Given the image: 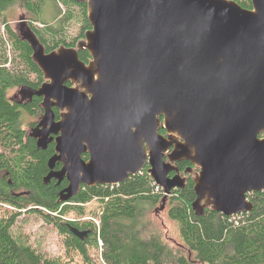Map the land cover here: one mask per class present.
I'll return each mask as SVG.
<instances>
[{"label":"water","instance_id":"1","mask_svg":"<svg viewBox=\"0 0 264 264\" xmlns=\"http://www.w3.org/2000/svg\"><path fill=\"white\" fill-rule=\"evenodd\" d=\"M74 1L86 4L90 24L75 48L46 53L27 22L14 30L44 77L38 89L17 88L41 98L27 136L38 150L56 143L44 184L66 180V202L82 186L118 185L148 162L165 202L183 188L168 173L185 160L197 170L196 216L251 211L247 195L264 191V0H250L251 9L230 0Z\"/></svg>","mask_w":264,"mask_h":264},{"label":"trees","instance_id":"2","mask_svg":"<svg viewBox=\"0 0 264 264\" xmlns=\"http://www.w3.org/2000/svg\"><path fill=\"white\" fill-rule=\"evenodd\" d=\"M53 1L59 11L52 17L58 29L42 20L45 0H0V264H264V191L247 195L249 212L224 216L207 208L196 216L191 208L193 181L188 177L183 188L172 189L165 199L173 228L165 232L157 220L147 217L164 194L146 168L118 185L82 186L66 202L59 201L66 180L44 184L53 146L38 150L25 129L41 117V99L34 96L24 105L9 100L19 86L38 89L44 77L7 11L18 4L32 15L27 23L46 53L60 46L75 48L90 29L86 4ZM230 1L252 8L250 0ZM72 22L76 34L68 38L65 31ZM78 57L86 64L90 60L85 50H78ZM53 111L57 118L58 110ZM24 116L32 121L25 124ZM188 164L181 162L180 170ZM25 215H36L56 231L55 257L15 237L14 227Z\"/></svg>","mask_w":264,"mask_h":264},{"label":"rangeland","instance_id":"3","mask_svg":"<svg viewBox=\"0 0 264 264\" xmlns=\"http://www.w3.org/2000/svg\"><path fill=\"white\" fill-rule=\"evenodd\" d=\"M58 8L60 9L61 6L59 5ZM56 13H59V11L57 7H55L54 1L45 0V5L42 8V20L49 22L50 26L54 29L59 28L58 21L56 20L53 21L52 19L53 15ZM7 14L9 16L10 23L15 31L18 30L19 25L22 21L27 22L28 21L27 19L32 17V15L24 11L22 7L18 4L9 8ZM61 14L62 12L59 14V16ZM75 27L76 26L74 22L70 23V25L68 26V29L65 31V35L68 38L74 37V35L76 34ZM17 92H18L17 89L12 90L9 96L10 97L15 96L16 97L15 99L20 100L21 98ZM30 121H32L30 117L24 116L25 124L29 123ZM25 129L26 131H29V127H25ZM166 213H167L166 202L160 201V203L157 206H155V208H151L147 212V217L150 219L154 218L155 220H157L161 224L163 231L167 232L168 229H173V228L172 225L167 220ZM13 232L15 237L22 238V240L26 241L30 246H32L38 252L46 255L47 257L52 258L58 254L56 231L50 225L43 222L36 215H25L21 217L20 220L16 223Z\"/></svg>","mask_w":264,"mask_h":264},{"label":"flooded vegetation","instance_id":"4","mask_svg":"<svg viewBox=\"0 0 264 264\" xmlns=\"http://www.w3.org/2000/svg\"><path fill=\"white\" fill-rule=\"evenodd\" d=\"M21 99L20 100H17V99H14V102H17L19 105H24V104H26V103H28V102H30L31 101V99L33 98H31L30 100L28 99V98H23V97H20ZM41 99V98H40ZM56 109V108H55ZM59 111H58V116H57V118L55 117V120L57 121L59 118ZM39 120V119H38ZM37 120V121H38ZM37 121L35 122V125H36V123H37ZM34 125V126H35ZM31 127H29V129H30ZM160 133V132H159ZM161 134V133H160ZM162 135H166V132H164ZM57 136H54V138H56ZM31 138V137H30ZM33 139V138H32ZM34 141H35V143H36V140L35 139H33ZM49 145H52L53 146V151H54V153H55V146H56V143H55V141H53V142H51V143H49ZM48 145V146H49ZM47 146V147H48ZM54 155V154H53ZM80 158L83 160V161H87L88 160V158H89V155L87 154V153H82L81 155H80ZM165 162L166 161H168V159L165 157L164 159H163ZM183 161H185V160H183ZM183 161H180V162H177V163H174L173 165H174V167L177 169L176 171H172V172H170V173H168V177H172V176H174L175 174H178L183 180H184V185H183V187L186 185V182H187V179H188V177H190V179H193V177H194V175H195V173L197 172V170L195 169V167L194 166H192L188 161V165H186V170H184V171H181L180 170V163L181 162H183ZM58 167L59 166V168L58 169H56L55 167ZM55 167H54V170H59L60 168H61V164L60 163H57L56 165H55ZM149 167H150V165H149V163L147 162L145 165H144V167H143V169L144 168H146L147 170L149 169ZM177 189V188H176Z\"/></svg>","mask_w":264,"mask_h":264}]
</instances>
